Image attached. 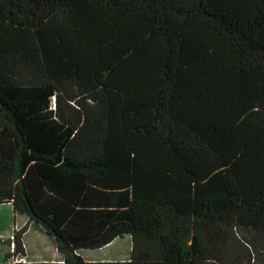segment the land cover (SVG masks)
Here are the masks:
<instances>
[{
	"label": "trees",
	"instance_id": "16d2710c",
	"mask_svg": "<svg viewBox=\"0 0 264 264\" xmlns=\"http://www.w3.org/2000/svg\"><path fill=\"white\" fill-rule=\"evenodd\" d=\"M2 204L12 264H264V0H0Z\"/></svg>",
	"mask_w": 264,
	"mask_h": 264
},
{
	"label": "rangeland",
	"instance_id": "374dc122",
	"mask_svg": "<svg viewBox=\"0 0 264 264\" xmlns=\"http://www.w3.org/2000/svg\"><path fill=\"white\" fill-rule=\"evenodd\" d=\"M25 220L22 222V217L13 213L11 204L0 205V264H12L13 259L6 260V256L11 253L9 241L12 238L14 229L22 227ZM28 231V230H27ZM33 230L25 237L24 245L27 248L28 256L35 258V261H51L55 258L57 252L52 242L44 238V241L39 240V246L46 244L49 250L46 254L43 252L34 251L37 244L32 237ZM131 240L128 236L116 239L109 246L94 251L82 252V257L87 261H123L130 256Z\"/></svg>",
	"mask_w": 264,
	"mask_h": 264
},
{
	"label": "crops",
	"instance_id": "0c3cea01",
	"mask_svg": "<svg viewBox=\"0 0 264 264\" xmlns=\"http://www.w3.org/2000/svg\"><path fill=\"white\" fill-rule=\"evenodd\" d=\"M18 215V214H16ZM20 216V215H18ZM22 217V222L25 220L26 222V218L24 216H20ZM33 230V233H32V237L35 239V243L37 244V246L35 247L34 251H38V252H44L46 254V252H48L49 250L47 249V246L45 243H43L42 245L39 246V240H42L44 241V238H46L48 241L52 242L55 246V251L57 252L56 250V245H55V242L54 240L49 236L47 235L43 230L39 229L38 227L36 226H33V225H30L29 228H28V231L24 234L23 236V244H24V240H25V237L30 234ZM113 243V242H112ZM109 246V245H108ZM107 247V246H106ZM105 248V247H104ZM24 249H25V253H26V256L24 258L25 261H33V262H39V261H35V258H32L30 256H28V253H27V248L26 246L24 245ZM103 249V248H102ZM101 250V249H99ZM84 251H94V250H81V251H78V254L80 256H82V252ZM96 251V250H95ZM86 260V258H84ZM61 260V256L60 254L57 252V255H55V258H52L51 261H60ZM87 261V260H86Z\"/></svg>",
	"mask_w": 264,
	"mask_h": 264
}]
</instances>
